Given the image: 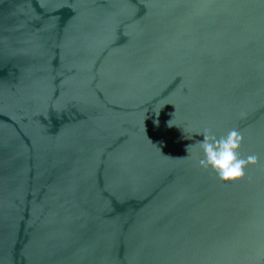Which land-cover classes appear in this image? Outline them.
Instances as JSON below:
<instances>
[{
  "label": "water",
  "instance_id": "1",
  "mask_svg": "<svg viewBox=\"0 0 264 264\" xmlns=\"http://www.w3.org/2000/svg\"><path fill=\"white\" fill-rule=\"evenodd\" d=\"M0 264H264V0H0Z\"/></svg>",
  "mask_w": 264,
  "mask_h": 264
},
{
  "label": "clouds",
  "instance_id": "2",
  "mask_svg": "<svg viewBox=\"0 0 264 264\" xmlns=\"http://www.w3.org/2000/svg\"><path fill=\"white\" fill-rule=\"evenodd\" d=\"M243 140L242 135L235 129L226 136L215 137L207 133L200 141L203 158L199 163L202 167H211L223 181H230L244 175V169L248 163H256V156L247 159L239 157V148Z\"/></svg>",
  "mask_w": 264,
  "mask_h": 264
}]
</instances>
